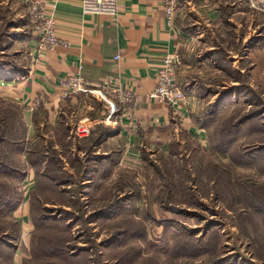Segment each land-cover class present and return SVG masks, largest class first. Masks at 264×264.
<instances>
[{
  "label": "rangeland",
  "instance_id": "obj_1",
  "mask_svg": "<svg viewBox=\"0 0 264 264\" xmlns=\"http://www.w3.org/2000/svg\"><path fill=\"white\" fill-rule=\"evenodd\" d=\"M237 73L202 97L206 143L136 165L105 124L29 135L0 98V264H264V92Z\"/></svg>",
  "mask_w": 264,
  "mask_h": 264
},
{
  "label": "crops",
  "instance_id": "obj_2",
  "mask_svg": "<svg viewBox=\"0 0 264 264\" xmlns=\"http://www.w3.org/2000/svg\"><path fill=\"white\" fill-rule=\"evenodd\" d=\"M38 1L54 16L62 40L41 57L26 0H0V98L23 108L29 135L78 121L75 134L82 135L83 128L88 134L105 124L111 128L106 142H122L123 162L136 165L154 150L172 154L188 140L206 143L202 97L233 92L238 70L264 92V13L248 0H179L172 23L163 0H118L117 17L85 14L82 0ZM174 53L181 57L177 79L186 94L175 106L150 96L165 57ZM206 69L230 81L205 82ZM73 74L90 84L64 98L61 80ZM110 74L134 92V103L122 104L91 85Z\"/></svg>",
  "mask_w": 264,
  "mask_h": 264
},
{
  "label": "built area",
  "instance_id": "obj_3",
  "mask_svg": "<svg viewBox=\"0 0 264 264\" xmlns=\"http://www.w3.org/2000/svg\"><path fill=\"white\" fill-rule=\"evenodd\" d=\"M28 3L29 17L32 22L33 32L38 35L35 54L38 57L48 50H53L62 40L57 33V24L53 15L48 14L47 7L38 0H26ZM167 19L172 23L179 0H163ZM254 10L264 13V0H248ZM82 10L85 14L106 15L117 17L119 13L118 0H82ZM120 56H116V59ZM181 57L178 53L165 57L158 70V83L150 96L154 100L178 105L186 98V94L177 79ZM118 77L110 74L104 82L91 84L104 94L116 98L122 104L130 105L136 101L134 92L130 89L123 90L117 86ZM89 82L81 75H67L62 78L61 86L64 90L63 97L79 95L89 86Z\"/></svg>",
  "mask_w": 264,
  "mask_h": 264
}]
</instances>
